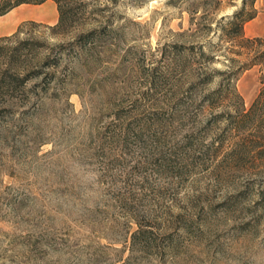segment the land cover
<instances>
[{"label":"rangeland","instance_id":"obj_1","mask_svg":"<svg viewBox=\"0 0 264 264\" xmlns=\"http://www.w3.org/2000/svg\"><path fill=\"white\" fill-rule=\"evenodd\" d=\"M67 1L7 43L0 264H264V0Z\"/></svg>","mask_w":264,"mask_h":264},{"label":"trees","instance_id":"obj_2","mask_svg":"<svg viewBox=\"0 0 264 264\" xmlns=\"http://www.w3.org/2000/svg\"><path fill=\"white\" fill-rule=\"evenodd\" d=\"M43 1L44 0H0V15L6 13L11 8L21 3H40ZM54 1L56 2L59 13L58 20L55 23V26L60 27L65 23L68 1ZM253 16V13L244 14L243 10H239L232 17L230 24L234 25L236 28L235 30H237L238 32V35H241L243 23ZM19 26L17 28L18 31H20ZM16 31L9 35L0 36V107L2 105H8L10 99L13 98L16 92L20 88L23 89L27 80L32 75L37 74L38 72L34 67H19L15 65L16 61L21 56L22 49H24L26 47V44L29 43L28 39H22L19 40L16 44L8 45L7 43L9 42V40H11L13 37H16ZM94 33L95 31L93 30L82 33L78 37L77 41L84 40V42H86L87 40H89V38H91V36L95 35ZM231 88L236 96L240 97V94L235 90V87L231 86ZM220 90L221 88L219 86L214 90L213 93H218ZM259 95H261V90L258 96L253 100L250 108H253L257 104ZM210 96L211 93H207L206 97L209 98ZM240 115H246V112Z\"/></svg>","mask_w":264,"mask_h":264},{"label":"crops","instance_id":"obj_3","mask_svg":"<svg viewBox=\"0 0 264 264\" xmlns=\"http://www.w3.org/2000/svg\"><path fill=\"white\" fill-rule=\"evenodd\" d=\"M58 9L54 0H44L40 3H21L4 14L0 23V36L15 32L23 21L36 20L55 23L58 20Z\"/></svg>","mask_w":264,"mask_h":264}]
</instances>
